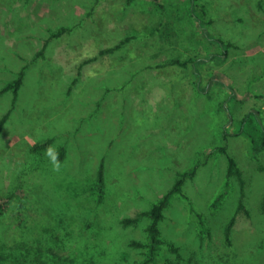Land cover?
I'll return each mask as SVG.
<instances>
[{"label":"rangeland","instance_id":"rangeland-1","mask_svg":"<svg viewBox=\"0 0 264 264\" xmlns=\"http://www.w3.org/2000/svg\"><path fill=\"white\" fill-rule=\"evenodd\" d=\"M184 1L0 0V89L26 71L0 128V203L11 197L0 215V264L142 261L146 245L130 242H147L150 220L123 219L150 208L194 166L182 183L187 197L175 194L166 207L150 264H264V149L236 132L248 111L264 117V0H196L226 47L205 38ZM196 52L206 58L200 83L209 94L191 66L171 64ZM229 87L236 98L227 124L218 103ZM11 99L0 95V117ZM47 138L46 148L33 149ZM227 154L243 189L227 174ZM242 195L248 214L237 210Z\"/></svg>","mask_w":264,"mask_h":264},{"label":"trees","instance_id":"trees-1","mask_svg":"<svg viewBox=\"0 0 264 264\" xmlns=\"http://www.w3.org/2000/svg\"><path fill=\"white\" fill-rule=\"evenodd\" d=\"M184 8L186 9V13L188 18L190 19L191 22L196 24V21H198L200 24V28H202V32L204 33L206 39H211L212 41H217L220 44H223L225 47L227 46V42L223 41L221 38L214 37L212 33H209L208 31V20H204V18L198 16V4L196 3V0H185L183 4ZM196 20V21H195ZM204 20V21H203ZM207 27V28H206ZM66 30H69L66 29ZM59 32V31H58ZM54 36H57V33H54ZM208 36V38H207ZM132 38H135V35H127L123 39L119 41L116 45L113 47L103 50L105 51H117L120 48H123L122 45H124L126 42L130 41ZM224 52V51H223ZM222 54V53H221ZM194 56V57H193ZM193 56H187L186 58H178L175 57L172 61L171 64H178L182 67H190L196 76V82H197V87L199 91H203L204 93H208L209 86L210 84L206 86L201 85V80H202V73H201V66L205 63L206 58L200 56V53L196 52L194 53ZM88 62L87 60L84 61ZM83 64V63H82ZM25 69L21 68L17 73L16 76L7 82L1 89H0V95L3 92L10 91L12 93V99H11V105L10 108L0 117V128L3 126L5 123L7 117L9 116V113L11 114L12 110L15 108V103L18 100L19 97V92L22 88V85L24 84V78H25ZM235 91L232 87H229L228 92L225 93V98L221 99L218 103L219 107L223 109L226 112V117H227V124L232 122V114H231V105L235 102ZM257 113L254 110L248 111L238 122H237V130L236 132H247V134L250 135L251 140H252V147L253 150H257V152L261 149H264V117ZM227 136V129L224 131L223 138L226 139ZM51 138H47L42 142H39L38 144L34 145L35 147L33 148L34 150L37 149H44L48 146V144L51 142ZM220 150L223 152H226V147L221 146ZM104 161L101 160L99 167L96 171V186L99 190H103L104 187V175H105V168H104ZM227 161H228V168H227V174L228 175H235L238 178L240 189H243V179L241 177V172L239 168L237 167L236 161L233 156L227 154ZM195 166L191 168L190 170H185L182 171L178 174L175 182L173 185L167 189V191L156 201L154 202L150 208L142 210L141 212L138 213L137 216L135 217H126L123 219V222L126 224L130 223H136L141 217L145 216L149 218L150 222L147 225V242L143 243L137 240H132L130 242V245L133 246H145L147 247L145 254L146 257L140 261L137 262L136 264H150L156 262L157 255L160 252V247H161V229H160V222L165 216V210L166 207L168 206L169 202L171 201V198L175 194H181L185 198L187 197L183 191H182V183L186 176H192L194 174ZM100 191V192H101ZM226 189H223L220 193H218L214 199L212 200L211 206L213 208L217 207L225 195ZM242 194V192H241ZM243 195L240 196L238 205H237V210H244L248 214V210L245 207L243 203ZM11 197H8V199H5L3 202L0 203V215L4 214V207L10 203ZM190 209L192 212L195 213V215L199 218V223L201 227V231H205V225L203 221V217H201L200 213L194 208V206L190 203ZM234 218L232 217L226 224L225 226V234L227 237L228 244H231L230 240V232L232 228ZM178 248V247H177ZM176 250V249H174ZM178 250V249H177ZM177 255L181 256V254L177 251ZM211 263L209 260L205 263H199V264H209Z\"/></svg>","mask_w":264,"mask_h":264},{"label":"clouds","instance_id":"clouds-1","mask_svg":"<svg viewBox=\"0 0 264 264\" xmlns=\"http://www.w3.org/2000/svg\"><path fill=\"white\" fill-rule=\"evenodd\" d=\"M46 155H50V150L46 151ZM53 162H54V171H58L59 170V163H58V157H54L53 158Z\"/></svg>","mask_w":264,"mask_h":264}]
</instances>
